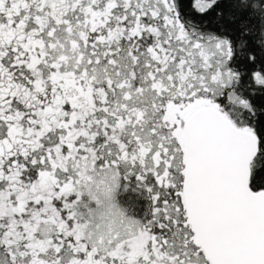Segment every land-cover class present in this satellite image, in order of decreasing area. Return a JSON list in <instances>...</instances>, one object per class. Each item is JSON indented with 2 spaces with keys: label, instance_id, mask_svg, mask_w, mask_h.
Listing matches in <instances>:
<instances>
[{
  "label": "snow or ice",
  "instance_id": "obj_1",
  "mask_svg": "<svg viewBox=\"0 0 264 264\" xmlns=\"http://www.w3.org/2000/svg\"><path fill=\"white\" fill-rule=\"evenodd\" d=\"M0 264H264V0H0Z\"/></svg>",
  "mask_w": 264,
  "mask_h": 264
}]
</instances>
